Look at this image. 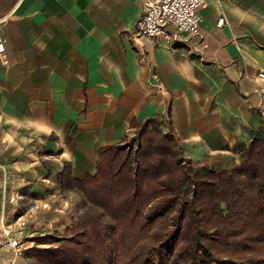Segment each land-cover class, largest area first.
<instances>
[{
  "label": "crops",
  "instance_id": "0c3cea01",
  "mask_svg": "<svg viewBox=\"0 0 264 264\" xmlns=\"http://www.w3.org/2000/svg\"><path fill=\"white\" fill-rule=\"evenodd\" d=\"M141 0H0V236L63 238L81 179L133 119H170L197 163L237 161L264 126V0H209L198 35L134 32ZM219 17L224 23L217 25ZM205 40V46L198 43ZM0 264H37L0 254Z\"/></svg>",
  "mask_w": 264,
  "mask_h": 264
},
{
  "label": "trees",
  "instance_id": "16d2710c",
  "mask_svg": "<svg viewBox=\"0 0 264 264\" xmlns=\"http://www.w3.org/2000/svg\"><path fill=\"white\" fill-rule=\"evenodd\" d=\"M81 179L63 238L23 254L37 264H264V126L237 161L197 163L170 119H133Z\"/></svg>",
  "mask_w": 264,
  "mask_h": 264
},
{
  "label": "built area",
  "instance_id": "2783aa9c",
  "mask_svg": "<svg viewBox=\"0 0 264 264\" xmlns=\"http://www.w3.org/2000/svg\"><path fill=\"white\" fill-rule=\"evenodd\" d=\"M209 0H141L142 11L137 19L134 32L144 37L168 38L167 27L173 25L178 33L185 37L199 34L202 16L199 9L206 6ZM224 23L219 17L217 25ZM205 46V40L198 43ZM0 54L4 56V39L0 35ZM258 78L264 81V70H260ZM22 240L11 234L0 236V254L10 253L13 256L23 255Z\"/></svg>",
  "mask_w": 264,
  "mask_h": 264
}]
</instances>
